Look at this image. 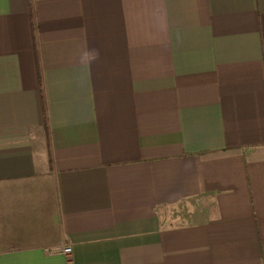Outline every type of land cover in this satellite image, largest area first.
<instances>
[{
	"label": "crops",
	"instance_id": "0c3cea01",
	"mask_svg": "<svg viewBox=\"0 0 264 264\" xmlns=\"http://www.w3.org/2000/svg\"><path fill=\"white\" fill-rule=\"evenodd\" d=\"M0 264H264V0H0Z\"/></svg>",
	"mask_w": 264,
	"mask_h": 264
},
{
	"label": "built area",
	"instance_id": "2783aa9c",
	"mask_svg": "<svg viewBox=\"0 0 264 264\" xmlns=\"http://www.w3.org/2000/svg\"><path fill=\"white\" fill-rule=\"evenodd\" d=\"M57 252L63 256L69 257L72 254V249L69 246H65Z\"/></svg>",
	"mask_w": 264,
	"mask_h": 264
},
{
	"label": "clouds",
	"instance_id": "9594fccd",
	"mask_svg": "<svg viewBox=\"0 0 264 264\" xmlns=\"http://www.w3.org/2000/svg\"><path fill=\"white\" fill-rule=\"evenodd\" d=\"M99 58V52L98 50H92V52L90 53V59L91 60H96Z\"/></svg>",
	"mask_w": 264,
	"mask_h": 264
},
{
	"label": "rangeland",
	"instance_id": "374dc122",
	"mask_svg": "<svg viewBox=\"0 0 264 264\" xmlns=\"http://www.w3.org/2000/svg\"><path fill=\"white\" fill-rule=\"evenodd\" d=\"M165 222H167L170 226L177 225L176 222H171V219H166Z\"/></svg>",
	"mask_w": 264,
	"mask_h": 264
}]
</instances>
